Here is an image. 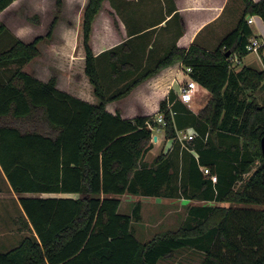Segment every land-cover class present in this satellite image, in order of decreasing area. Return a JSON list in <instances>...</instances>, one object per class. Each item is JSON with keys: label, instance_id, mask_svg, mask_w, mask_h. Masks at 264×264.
Wrapping results in <instances>:
<instances>
[{"label": "trees", "instance_id": "obj_1", "mask_svg": "<svg viewBox=\"0 0 264 264\" xmlns=\"http://www.w3.org/2000/svg\"><path fill=\"white\" fill-rule=\"evenodd\" d=\"M14 1L0 0V14ZM104 1L89 0L82 22L85 74L99 103L59 88L56 76L45 81L24 70L41 54L46 38L25 41L0 20V165L21 195L32 232L0 250V264H160L187 249L202 253V264H264V104L244 95L264 84V55L263 68L245 64L236 70L230 60L250 52L253 31L246 16L264 20V0H242V16L215 48L174 44L156 61L155 71L177 63L191 67L190 76L211 97L197 113L175 93L161 100L158 112L165 115L172 147L152 163L145 158L154 147L156 114L127 117L108 104L153 72L108 96L101 65L109 59L108 75L115 80L136 74L148 31L155 28L136 27L121 44L97 53L92 33ZM113 23L118 28L116 18ZM168 101L174 102V116ZM188 127L197 136L183 145L177 131ZM125 193L206 203L190 205L178 229L142 242L133 230V222L142 219V204L136 202L131 214L119 212Z\"/></svg>", "mask_w": 264, "mask_h": 264}, {"label": "rangeland", "instance_id": "obj_2", "mask_svg": "<svg viewBox=\"0 0 264 264\" xmlns=\"http://www.w3.org/2000/svg\"><path fill=\"white\" fill-rule=\"evenodd\" d=\"M24 1L25 0L18 1L7 11V14L0 19L15 35L23 40L31 41L41 35L46 38L41 46L43 49L42 53L26 64L23 67L24 70L38 76L41 80H49L51 77L56 76L59 88L63 90L67 89L72 94H76V96L78 94L89 102L99 103V99L94 93V88L85 74V59L82 60V57L85 58L84 46L82 54L80 46L78 45L77 47L76 45L74 46L72 52L67 51L64 44L61 45V41L67 37L64 33L67 25H69L70 22H77L79 14L82 13H80V10L79 12L75 11V9H79L78 5L80 0L79 3L76 0H62L65 6L62 5L60 7L57 5L56 0H27L30 4L29 8L25 6L26 4H23ZM104 16L103 14L99 19V24L104 25ZM155 16L156 14L153 13L152 17L140 19L138 23L137 19L134 17L123 19L129 32L127 38L135 31L137 26L142 28L148 27L156 19ZM61 17L65 19L63 22H60L62 19ZM55 20L56 23L53 24ZM119 20H122V18ZM178 23L179 21L172 19L167 23L168 26L166 28L151 29L148 31L150 36L148 38L149 43L147 44L144 59L139 65V69L136 70V74L125 78L123 81L115 80L108 75V72H110V65L108 64L109 59H104L105 62L101 65V73L103 74V84L108 96L121 91L129 84L132 85L136 79L141 78L144 74L146 75L149 71L153 72L132 87L128 94L120 99L111 101L108 104L109 109L120 111L127 117H135L137 115L153 116L158 113L160 102L163 98H167L171 92L177 94L180 83L177 81L173 83V75L175 76L178 69L183 68L182 63L173 64L158 71H155V63L159 61L158 59H160V57L162 58L165 56L174 44L179 46L178 40L181 33L184 31V27L182 24ZM109 24L111 23L109 22ZM172 27H174V34L168 31V29ZM50 32L51 36L47 37V34ZM107 35L108 40L109 38L111 40V36H109L110 33ZM116 38H118L117 35H113L112 42H107V44L109 45L113 42H115V44H121L122 41L117 42ZM137 42L134 40L135 44ZM135 44L132 43V45ZM137 46H139V44ZM148 50H152V54L150 58L147 59L146 55L149 54ZM251 57H256V54L252 53L248 61L245 62L257 68H263L256 59H250ZM231 63L236 70L244 65L236 60L231 61ZM184 70L187 72L186 68ZM182 83H185L184 79ZM165 89L168 91L166 96L163 97V90ZM244 95H246L248 99L255 97L259 104H264V84L257 90L249 91V93ZM210 97L211 94L206 98L209 100ZM208 100L205 102L204 96L202 98L198 93L194 101L190 104V107L196 111H200V107L203 108ZM154 133H158L160 137L162 135L161 131H154ZM154 140L155 138H153L152 142L156 147L147 155L148 161H152L160 151L162 152L164 148L166 149L169 145L168 139H162L161 143H155ZM1 180L2 177L0 174V181ZM0 185L3 187L2 182H0ZM15 195L16 197L11 193H7L5 188L0 192L1 251L11 249L19 243L18 240L21 236L29 234L28 230L23 225V221L20 219L22 213L19 209V199L21 195L18 193H15ZM120 198L121 204L119 212L121 213L131 214L136 202H141L142 219L133 222V230L136 237L142 242L151 240L159 233L178 229L185 220L188 207L191 204L206 203L204 201L192 200V203L187 201L185 204H182L180 199H167L162 197L149 198L127 193L120 195ZM208 204L215 205L219 203L210 202ZM253 207L260 208L262 205H255ZM3 208L7 209L4 210ZM202 257V253L187 249L178 252L173 259L162 260L160 264H202Z\"/></svg>", "mask_w": 264, "mask_h": 264}, {"label": "crops", "instance_id": "obj_3", "mask_svg": "<svg viewBox=\"0 0 264 264\" xmlns=\"http://www.w3.org/2000/svg\"><path fill=\"white\" fill-rule=\"evenodd\" d=\"M18 1L20 0H15L9 7H7L0 14V19H2L4 15L7 14V11L12 6H14ZM76 1L79 3V0H76ZM88 1L89 0H80V3L78 5L79 9H75V11L79 12L80 10V13L81 12L82 13L79 14L77 22H70V24L67 25V28L64 32L67 37L64 38L65 41L64 40L61 41L62 42L61 45L64 44V47L65 49H67V51L72 52L74 46L76 45L77 47L78 45L80 46V51L83 54V30H82L83 15L82 14L84 12V9ZM254 1L258 2L260 0H254ZM23 4L24 5L26 4L25 6L28 8L30 6L27 0H25ZM63 6H65V4H63ZM243 8L244 6H243L242 0H168V1L166 0H105L104 5H103L104 10L102 9L100 11V13L97 15L96 20L94 22L93 33H92V45H93L94 50L97 53L101 50H105V49L112 47V45L114 46L115 42L109 45L107 44V42H112L113 35H117L118 38L116 39H117V42H119V41H122L123 37L129 34L127 25L126 23L123 22V19L128 18V17H131V18L134 17L137 19V23H138L139 22L138 20L143 19V18H149L150 16L152 17L153 13H155L156 19L147 28L164 29L168 26L167 23L170 20L178 18L179 23L182 24L184 27V31L181 33L180 38L178 40V45L180 47L188 48L191 44L198 43L202 45L203 47H206L208 49H213L219 43L221 38H223L227 33H229L232 29L235 28L239 18L242 16ZM103 14L105 15L104 25L99 24V19L101 18ZM249 17L252 18V22L251 23L248 22V24L253 31V35L250 38L249 44H251V42L254 39H259L262 42H264V20L262 19L260 15H257V14L247 15L246 19L248 20ZM115 18L119 21L118 28L113 23V20ZM120 18H122V20H119ZM63 20L65 19L62 18L60 22H63ZM109 22L111 24H109ZM153 25L154 27H151ZM143 28H146V27H143ZM168 31H171V33L173 34L175 33L174 27L169 28ZM108 33H110L109 36H111V40L110 38L109 40L107 38ZM132 33L134 34L136 33V31H133ZM43 41H45V39ZM43 41L40 42L41 53L43 51L41 47ZM252 53H255L256 57H251L250 59L252 60L256 59L259 62V64L263 66L262 56L264 55V45L258 51H250L247 55L242 57L241 64L242 65L248 64L245 61H248ZM83 59L85 58L82 57V60ZM185 68L186 66L183 65V68L178 69L176 74L174 73L175 76L173 75V78H174L173 83L177 81L181 84L183 79L185 81L188 79L189 76L187 72L184 70ZM44 80L47 81L48 79H44ZM179 88L177 92L179 91ZM199 89L200 90L197 92V94L199 93L200 97L202 98L204 96V101L206 102L208 100V98L206 97H209L210 91L201 85L199 86ZM163 91H164L163 97H165L168 90L165 89ZM77 96L82 99L84 98L78 94ZM201 108L202 107H200V109ZM194 111L196 113L198 112L196 110ZM154 141L155 143L162 142V140H157V139ZM169 142H168L169 145L167 146V148L166 149L164 148L162 152L160 151L154 157L152 161H148L147 156L145 158V161H147L148 163H152L158 155H160L161 153L163 154L167 153L172 147L171 140H169ZM155 147L156 146L154 145L153 149H155ZM0 171H1L0 174L2 177V180L0 182L3 183V187H1L0 185V192L3 188H5L7 190V193H11L13 194L14 197H16L15 195L16 192L13 190L7 178V175L3 171L1 165H0ZM127 194H130V193H127ZM24 195H30V196L40 195L44 197H48V196L75 197L76 194H72V193H24ZM130 195H135V194H130ZM135 196H142V197H149V198L154 197V196H146V195H135ZM162 198L180 199L182 204H185L187 201L192 203L191 199H188L185 197H162ZM3 209L5 210L7 208H3ZM19 209H20V212L22 213L20 219L23 221V225L24 227H26L29 234H31L32 232L30 228L26 225V219L24 217V210L21 204H19ZM25 236H21L18 242Z\"/></svg>", "mask_w": 264, "mask_h": 264}, {"label": "built area", "instance_id": "obj_4", "mask_svg": "<svg viewBox=\"0 0 264 264\" xmlns=\"http://www.w3.org/2000/svg\"><path fill=\"white\" fill-rule=\"evenodd\" d=\"M247 21L249 23H251L252 18L249 17ZM263 45H264V42H262L259 39H254L251 42V44L247 45V50L258 51L259 48L262 47ZM230 60L231 61L236 60L237 62H241V57L237 54H234L230 58ZM186 70H187V74L189 77L185 81V83L180 84L179 91L177 92V97L181 102H183L188 107H190L191 106L190 104L194 101V98L196 97L197 92L200 90L199 89L200 84L190 76L191 67L186 66ZM173 103L174 102H172V101H168V103H167V109L169 110V112L171 113L172 116H174V114L176 113V111L173 109ZM190 108L194 111V109L192 107H190ZM154 120L157 122V125H155L153 127L154 129H153L152 137L155 138V136H156L157 140L167 139L166 135H165V126H166L167 122H166L164 113L163 112L156 113ZM154 131H157V132L161 131L162 132L161 137L158 135V133L155 134ZM196 136H197V133H196L195 129L192 127H188V128L177 131V139L183 145L194 140L196 138ZM153 138H152V140H153ZM202 170H203L204 174L209 175L213 181H217V175L211 174L209 168L202 167Z\"/></svg>", "mask_w": 264, "mask_h": 264}, {"label": "water", "instance_id": "obj_5", "mask_svg": "<svg viewBox=\"0 0 264 264\" xmlns=\"http://www.w3.org/2000/svg\"><path fill=\"white\" fill-rule=\"evenodd\" d=\"M230 55V52H227V56ZM157 139V137L155 136V140ZM261 148H262V152H263V156H264V136L261 139Z\"/></svg>", "mask_w": 264, "mask_h": 264}]
</instances>
